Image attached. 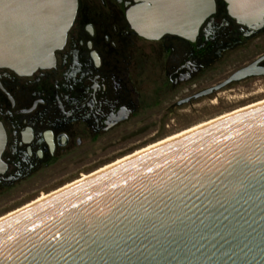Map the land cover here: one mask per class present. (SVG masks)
Wrapping results in <instances>:
<instances>
[{
	"label": "water",
	"instance_id": "obj_1",
	"mask_svg": "<svg viewBox=\"0 0 264 264\" xmlns=\"http://www.w3.org/2000/svg\"><path fill=\"white\" fill-rule=\"evenodd\" d=\"M135 1L130 27L152 39H193L215 12V0ZM224 1L239 23L264 14V0ZM76 9L0 0V68L51 67ZM122 155L0 214V264H264V96Z\"/></svg>",
	"mask_w": 264,
	"mask_h": 264
},
{
	"label": "flooded vegetation",
	"instance_id": "obj_2",
	"mask_svg": "<svg viewBox=\"0 0 264 264\" xmlns=\"http://www.w3.org/2000/svg\"><path fill=\"white\" fill-rule=\"evenodd\" d=\"M134 4L144 3L77 0L51 67L29 75L0 68V195L39 192L55 176L125 156L172 129L175 117L264 94V51L256 53L264 14L239 23L215 0L193 39H152L130 27Z\"/></svg>",
	"mask_w": 264,
	"mask_h": 264
},
{
	"label": "rangeland",
	"instance_id": "obj_3",
	"mask_svg": "<svg viewBox=\"0 0 264 264\" xmlns=\"http://www.w3.org/2000/svg\"><path fill=\"white\" fill-rule=\"evenodd\" d=\"M260 51H264V42L260 44V46L258 47V50L256 51V53H259ZM263 96H264V94L262 93L260 95H257V98H260V97H263ZM241 104H244V102L243 103H239V104L238 103H235V104H230L229 103L227 105L223 104L220 107H216V106L215 107H209V108H206V110L203 109V112H198V113L193 114L191 116L175 117L174 118L175 119V126L172 129H168V130H166L164 132L161 131L157 137H155L154 139L146 142V144L150 143V142H152L154 140H157L159 138H162V137H164L166 135H169L171 133H174L176 131H179V130H181L183 128H186L188 126L196 124V123H198L200 121L208 119V118H210L212 116H215L217 114L225 112V111H227L229 109L237 107V106H239ZM137 147H135V148H137ZM135 148H133V149H135ZM62 161L65 162L67 160H62ZM101 161H104V160H101ZM82 170H83V168L81 169V171ZM67 178L68 177L62 178L61 176H55V177H53V179L47 180V181L43 182L42 184H40V185H43V186H42L41 189H39V192L35 191L34 193H27V192L24 193V191L13 190V191H10V192H7L5 194L0 195V214L10 210L11 208L23 203L24 201L34 197L35 195L47 190L48 188L58 184L59 182L65 180Z\"/></svg>",
	"mask_w": 264,
	"mask_h": 264
}]
</instances>
